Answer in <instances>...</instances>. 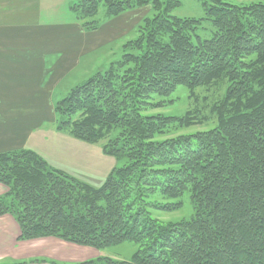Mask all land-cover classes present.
<instances>
[{
  "label": "trees",
  "instance_id": "1",
  "mask_svg": "<svg viewBox=\"0 0 264 264\" xmlns=\"http://www.w3.org/2000/svg\"><path fill=\"white\" fill-rule=\"evenodd\" d=\"M150 6L139 36L108 67L71 87L54 104L57 131L102 150L117 165L95 187L52 167L29 149L0 153V215L19 226L17 240L55 237L97 250L131 241L128 260L106 256L50 264H264V3L204 0L212 26L178 18V0H78L70 6L86 31L99 7L117 17ZM228 83L211 113L215 125L177 133L201 122L198 113H148L177 87L194 91ZM120 163V165H118ZM190 193L191 218L161 222L149 209L170 211ZM24 262L11 264H25Z\"/></svg>",
  "mask_w": 264,
  "mask_h": 264
},
{
  "label": "rangeland",
  "instance_id": "2",
  "mask_svg": "<svg viewBox=\"0 0 264 264\" xmlns=\"http://www.w3.org/2000/svg\"><path fill=\"white\" fill-rule=\"evenodd\" d=\"M42 8L37 18V22L41 25H70L71 23H80L76 20L75 15L70 10V6L78 0H41ZM179 6L172 10V15L178 18H195L202 19L197 28V34L201 38H208L211 35L212 26L209 20L205 19V10L203 8L204 0H178ZM232 4H245L250 2H263L264 0H224ZM154 11L150 6L137 8L126 12L121 16L107 17L104 14V8L99 7L95 16L100 25L91 31L90 40L87 43H79V48H83L86 53L79 55L78 62H71L70 58L61 57L59 53L46 54L47 76L44 79L45 98L48 108L47 122L44 123L43 129L47 132V143L44 150L49 156L59 151H67L61 154L64 166L70 168V171L64 169L70 175L86 181L91 185L99 186L110 170L117 165L116 160L112 156L105 155L102 147L105 141L95 144H88L77 140L75 146L69 147L64 144L61 139L64 134L71 136L67 131H60L63 134L55 133L56 116L54 114V104L61 99L71 87L81 83L88 77L92 76L97 70L108 67L111 62H115L125 53L124 46L135 40L140 34V28L145 17H151ZM119 17V18H118ZM68 32L55 35V31L50 34V39H55L54 46L60 48L66 47L70 39ZM74 35H71V39ZM50 46V45H49ZM77 54H80L77 52ZM76 57V55H75ZM61 58V62H57ZM64 61L62 62V60ZM57 63V64H56ZM228 83L222 81L219 84H213L209 87H198L190 92L184 87H177L176 90L165 100V105L148 113H160L166 116H183L186 112L198 113L201 122L197 125L178 130L170 133L173 136L177 133L193 134L197 131L209 129L215 125V116L211 113L213 105L219 102L224 94ZM53 121V122H52ZM54 134V135H53ZM59 137V138H58ZM62 137V138H61ZM66 137V136H65ZM72 137V136H71ZM64 139V138H63ZM75 139V138H73ZM68 140V139H67ZM68 143V142H67ZM79 145V146H78ZM73 148V149H72ZM77 153H72V150ZM71 152V153H68ZM56 152V153H55ZM50 164V163H49ZM54 168L62 169L58 166L50 164ZM120 165V163H118ZM63 170V169H62ZM7 193V192H6ZM153 201L160 203H174L177 206L174 210L162 211L150 208L152 217L157 218L161 222L171 221L177 222L191 218L194 214L193 205L190 199V193L185 192L176 199H169L161 196L153 198ZM138 245L131 241H124L118 245L109 246L98 250L99 256L110 257L115 260H128L137 250ZM11 260H1L0 263L10 264Z\"/></svg>",
  "mask_w": 264,
  "mask_h": 264
},
{
  "label": "crops",
  "instance_id": "3",
  "mask_svg": "<svg viewBox=\"0 0 264 264\" xmlns=\"http://www.w3.org/2000/svg\"><path fill=\"white\" fill-rule=\"evenodd\" d=\"M41 8V0H0V153L29 149L48 163L70 171L61 158V154L67 151H59V156L56 152L54 156H48L44 150L47 132L43 125L49 118L44 95L46 54L61 52V57L78 62V56L85 50L81 48L73 52L74 48H79L82 41L87 43L89 35L94 32L82 30L76 22L51 27L40 25L37 18ZM54 31L55 35L70 33L67 34L70 36L69 45L60 48L54 46L56 40L50 39ZM71 35H74L73 39ZM55 133L63 134L57 130ZM64 135L66 137H61V141L69 144L70 148L78 144L73 137ZM72 153L77 152L72 150ZM6 192L7 187L0 184V197ZM19 233V226L11 215H0V261L8 259L11 263L50 264L29 262L32 259H45L75 263L97 258L100 254L95 248L55 237L17 240Z\"/></svg>",
  "mask_w": 264,
  "mask_h": 264
}]
</instances>
